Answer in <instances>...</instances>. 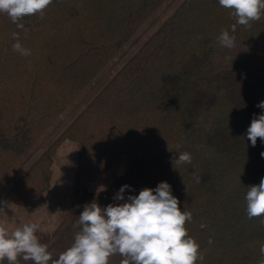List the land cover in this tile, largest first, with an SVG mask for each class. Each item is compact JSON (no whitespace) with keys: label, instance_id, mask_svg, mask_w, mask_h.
<instances>
[{"label":"trees","instance_id":"trees-1","mask_svg":"<svg viewBox=\"0 0 264 264\" xmlns=\"http://www.w3.org/2000/svg\"><path fill=\"white\" fill-rule=\"evenodd\" d=\"M19 23L0 13V196L42 206L57 150L78 145L70 205L52 232H36L53 259L74 242L84 205L124 203L164 181L192 213L197 264L264 259V217L249 219L245 200L264 177V142L246 136L264 112V16L238 25L218 0H53L43 19ZM224 29L232 49L217 40ZM13 33L31 55L13 50ZM182 152L192 163L173 167ZM121 160L127 169L108 188L85 187Z\"/></svg>","mask_w":264,"mask_h":264},{"label":"clouds","instance_id":"clouds-1","mask_svg":"<svg viewBox=\"0 0 264 264\" xmlns=\"http://www.w3.org/2000/svg\"><path fill=\"white\" fill-rule=\"evenodd\" d=\"M52 3L53 0H0V13H6L18 28L24 29L20 20L37 13L43 19L44 10ZM218 3L231 10L236 24L241 26L251 27L253 21L264 16V0H218ZM236 24L231 26L232 33L236 31ZM13 38L17 41L12 46L14 51L31 55L30 49L22 47L16 33ZM217 40L223 48L235 47V36L228 29L222 30ZM256 107L264 110V101ZM246 136L252 147L258 138L264 142V112L253 115ZM260 156L264 158V151ZM191 163L189 152L179 153L178 159L172 158L173 167ZM194 178L197 183L201 182L200 176ZM129 187L123 185L114 199L124 200L123 193ZM245 200L249 219L264 217V177L258 185L248 187ZM179 203L171 185L164 181L155 189L144 188L138 195H129L124 203L103 208L95 201L86 204L77 221L80 231L75 234L72 245L56 259L36 235L39 224L25 223L9 231L0 222V264L5 260L8 264H19L20 259L33 264H109L110 258L117 254L122 257L120 264H197L204 256L185 227L186 221H192V213L181 211ZM6 207V202L0 203V215L6 216ZM261 223L264 224V219ZM259 251L264 257V244ZM259 264H264V259Z\"/></svg>","mask_w":264,"mask_h":264},{"label":"rangeland","instance_id":"rangeland-1","mask_svg":"<svg viewBox=\"0 0 264 264\" xmlns=\"http://www.w3.org/2000/svg\"><path fill=\"white\" fill-rule=\"evenodd\" d=\"M78 145L65 141L54 158L53 175L50 187L45 194V203L38 207H19L8 203L0 196V203L6 202V216L0 215L9 231L22 227L25 223H37L45 232H52L62 220L70 205L69 191L74 184ZM127 169L125 160L116 163L109 171L102 174L96 181L85 185L90 191L108 188L115 178L122 176Z\"/></svg>","mask_w":264,"mask_h":264}]
</instances>
